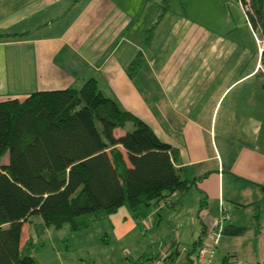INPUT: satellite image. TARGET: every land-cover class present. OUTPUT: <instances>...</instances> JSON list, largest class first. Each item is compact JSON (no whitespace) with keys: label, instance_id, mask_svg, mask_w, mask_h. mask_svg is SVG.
<instances>
[{"label":"crops","instance_id":"0c3cea01","mask_svg":"<svg viewBox=\"0 0 264 264\" xmlns=\"http://www.w3.org/2000/svg\"><path fill=\"white\" fill-rule=\"evenodd\" d=\"M153 5L0 0V100L96 77L106 95L178 149L177 167L196 198L180 222L181 239L194 247L223 202L230 219L216 264H263L264 91L257 74L264 45L256 37L254 49L186 17L164 27L166 14H149ZM179 196L165 204L176 209ZM33 224L40 223L24 224L23 243ZM180 253L176 246L162 255L176 261Z\"/></svg>","mask_w":264,"mask_h":264},{"label":"trees","instance_id":"16d2710c","mask_svg":"<svg viewBox=\"0 0 264 264\" xmlns=\"http://www.w3.org/2000/svg\"><path fill=\"white\" fill-rule=\"evenodd\" d=\"M239 1L264 37V0ZM257 75L264 91V70ZM178 159V149L106 95L96 77L0 100V264H37L33 237L23 243L34 214L42 228L69 223L78 230L85 218L102 220L122 207L141 216V209L188 192L193 182L182 178Z\"/></svg>","mask_w":264,"mask_h":264},{"label":"rangeland","instance_id":"374dc122","mask_svg":"<svg viewBox=\"0 0 264 264\" xmlns=\"http://www.w3.org/2000/svg\"><path fill=\"white\" fill-rule=\"evenodd\" d=\"M153 1V10H149V14H166L164 27H171L176 19L186 17L254 49L259 45L257 38L264 45L263 34L253 33L239 0ZM243 8L247 9V6ZM160 18L156 17V20ZM129 128H133L131 123ZM7 160L8 155H5L3 162ZM193 194L181 193L182 203L176 209L166 205L162 199L159 204L141 209V216L129 212L123 216V208L102 220L91 221L84 217L88 224L78 230L72 229L69 223L61 228H42L33 224L32 252L37 264H140L137 262L140 257L157 260L163 257L164 252L177 246L181 250L176 255L179 264H193L192 259L199 264L198 250L194 252L193 245L181 239L184 229L179 227L180 222L189 216L191 207L196 205ZM31 219L36 223L42 222L38 214L32 215ZM189 248L192 250L191 258L188 257ZM213 263L216 264L215 258Z\"/></svg>","mask_w":264,"mask_h":264},{"label":"built area","instance_id":"2783aa9c","mask_svg":"<svg viewBox=\"0 0 264 264\" xmlns=\"http://www.w3.org/2000/svg\"><path fill=\"white\" fill-rule=\"evenodd\" d=\"M220 214L217 216L203 231L202 243L198 249L199 264H213L214 251L225 229L226 222L230 219V212L223 202L220 203ZM264 230V225H263ZM140 264H179L177 261L163 256L160 259H149L142 261ZM264 264V258H263Z\"/></svg>","mask_w":264,"mask_h":264}]
</instances>
